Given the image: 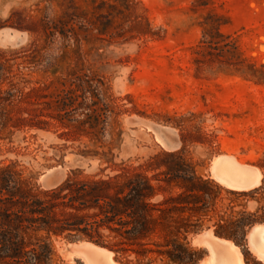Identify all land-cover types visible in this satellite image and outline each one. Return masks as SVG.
Listing matches in <instances>:
<instances>
[{
    "label": "rangeland",
    "instance_id": "rangeland-1",
    "mask_svg": "<svg viewBox=\"0 0 264 264\" xmlns=\"http://www.w3.org/2000/svg\"><path fill=\"white\" fill-rule=\"evenodd\" d=\"M0 97V169L40 190L120 165L211 182L192 219L198 264L218 257L209 238L264 264V0H0ZM36 115L46 124L29 127ZM239 164L258 185L216 180ZM160 184L154 201L182 191ZM241 224L239 245L214 235ZM51 241V264L97 259L85 240Z\"/></svg>",
    "mask_w": 264,
    "mask_h": 264
},
{
    "label": "trees",
    "instance_id": "trees-1",
    "mask_svg": "<svg viewBox=\"0 0 264 264\" xmlns=\"http://www.w3.org/2000/svg\"><path fill=\"white\" fill-rule=\"evenodd\" d=\"M6 95L14 96L10 92ZM3 101L5 97H0V112L5 114ZM40 116L36 115L29 127L46 124ZM21 122L24 119L13 126ZM146 167L120 165L112 168L111 174H105V168L94 174L76 169L49 190H40L10 166L2 167L0 264H51V237L61 236L96 244L112 252L119 264L201 261L202 249L193 246L189 238L199 231V224L192 219L199 214L198 205L204 203L212 183L194 176L148 177ZM172 181H181V193L161 194V200L154 201L164 191L160 183ZM244 226L241 224L234 234L214 231V235L239 245L235 235L241 242Z\"/></svg>",
    "mask_w": 264,
    "mask_h": 264
},
{
    "label": "bare ground",
    "instance_id": "bare-ground-1",
    "mask_svg": "<svg viewBox=\"0 0 264 264\" xmlns=\"http://www.w3.org/2000/svg\"><path fill=\"white\" fill-rule=\"evenodd\" d=\"M224 157V156H223ZM227 157V156H226ZM215 161H217L216 159H214ZM220 160V159H219ZM218 160V161H219ZM220 161H222L223 162V160L221 159ZM225 162V161H224ZM219 164H222V163H220V162H218ZM218 163L217 164H215V166L216 165H218ZM225 164H226V162H225ZM233 165V164H232ZM240 165L241 164H239V166L238 165H234V167H232V169H228L229 171H231L232 172V174H233V178H232V180H230V179H228L230 176H232L231 175V173H229L230 175H228L227 173H225L224 171H223V169H221L220 167L222 166H220V167H217V169H216V171L215 172H217L216 174H217V178H220V180H218L217 178H216V180L217 181H220L221 183L220 184H223L224 186H226V187H228V188H238V189H245V188H247V187H250V186H252V185H258L259 183V177H260V175L258 174V173H256V172H254V174L253 175H250V174H248V175H246V174H244L243 172H241L240 170L242 169V171H243V169H245L243 166L242 167H240ZM225 167H226V165H225ZM246 167V166H245ZM223 168H224V166H223ZM247 168V167H246ZM225 169V168H224ZM227 170V169H226ZM227 172V171H226ZM250 172H251V170H250ZM228 177V178H227ZM231 178V177H230ZM226 179H228V180H230V181H228L229 183H231V184H229V183H227V181H226ZM256 229V228H255ZM264 241V240H263ZM82 244H84V245H82L81 247H83V246H85V245H87V247L89 246L90 248H93V250H88V251H93V252H95V255L94 254H91L90 252V254L91 255H94V258L96 259L95 261H92V258H88V257H86L87 258V260H86V258H85V256H87L86 255V253L84 252V253H81V255L83 254V258H85L84 260H86V261H89V264H114L113 263V261L111 260V256H110V252L108 253L107 251H105L103 248L101 249V248H98V247H96V246H93L91 243L89 244V243H85V242H81ZM223 243V242H222ZM226 243V242H225ZM78 244V243H77ZM228 244V243H227ZM232 245H231V243H230V246H229V244L227 245V252H229V254H230V249L232 248L233 249V247H231ZM84 248V247H83ZM86 248V247H85ZM84 248V251L86 250ZM231 249V251H233ZM264 250V249H263ZM96 253H98V255L96 256ZM84 254H85V256H84ZM91 255L89 256V254H88V256L89 257H91ZM101 256V258H100V256ZM96 256V257H95ZM100 259H99V258ZM85 261V262H86ZM206 264H210L208 261H206ZM223 264H232V262L231 261H229V260H227V261H224V263Z\"/></svg>",
    "mask_w": 264,
    "mask_h": 264
},
{
    "label": "crops",
    "instance_id": "crops-1",
    "mask_svg": "<svg viewBox=\"0 0 264 264\" xmlns=\"http://www.w3.org/2000/svg\"><path fill=\"white\" fill-rule=\"evenodd\" d=\"M263 240H264V237H263ZM208 243L213 248V250H217L215 252H216L218 257L216 258L217 260L214 259L216 264H223L224 261H227L226 254L229 253V252H227L228 251L227 246L219 244L217 240H214L212 238H209ZM206 261H208L210 264L212 263L210 258H208ZM215 262H214V264H215ZM205 264H206V262H205ZM232 264H242V263L239 259H236L235 261H233Z\"/></svg>",
    "mask_w": 264,
    "mask_h": 264
},
{
    "label": "water",
    "instance_id": "water-1",
    "mask_svg": "<svg viewBox=\"0 0 264 264\" xmlns=\"http://www.w3.org/2000/svg\"><path fill=\"white\" fill-rule=\"evenodd\" d=\"M75 241H77V242H79V241H82V240H75ZM91 243V242H90ZM91 244H93V243H91ZM93 245H95V246H97V247H100V246H98V245H96V244H93ZM100 248H102V247H100ZM199 262V261H198ZM198 262L196 263V264H198Z\"/></svg>",
    "mask_w": 264,
    "mask_h": 264
}]
</instances>
